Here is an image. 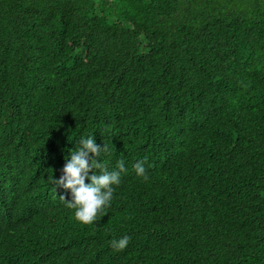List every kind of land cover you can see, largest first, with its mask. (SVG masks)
<instances>
[{
  "label": "trees",
  "instance_id": "trees-1",
  "mask_svg": "<svg viewBox=\"0 0 264 264\" xmlns=\"http://www.w3.org/2000/svg\"><path fill=\"white\" fill-rule=\"evenodd\" d=\"M90 136L127 171L84 225ZM4 199L0 264H264V0H0Z\"/></svg>",
  "mask_w": 264,
  "mask_h": 264
},
{
  "label": "clouds",
  "instance_id": "clouds-1",
  "mask_svg": "<svg viewBox=\"0 0 264 264\" xmlns=\"http://www.w3.org/2000/svg\"><path fill=\"white\" fill-rule=\"evenodd\" d=\"M102 151H107V145L101 147L93 137L81 138L79 146L71 152L70 159L63 167V174L59 179L52 178V182L59 192L66 193L71 200L61 195L60 199L67 203L69 208L75 209V218L84 225H91L98 218L107 214L115 191L114 185L121 182V173L126 172L124 162L117 163L116 170L108 171L107 167L98 158ZM145 161H138L135 165L136 174L144 180L148 179ZM96 170H99L97 173ZM91 173V175H90ZM89 180L90 183H85ZM20 202L10 203L7 199L0 202V208L5 211H12L19 206ZM130 241L125 236L119 240H112L111 246L116 251L124 250Z\"/></svg>",
  "mask_w": 264,
  "mask_h": 264
}]
</instances>
